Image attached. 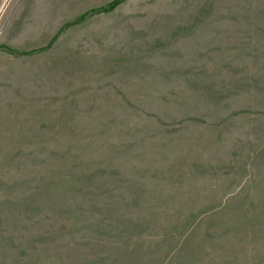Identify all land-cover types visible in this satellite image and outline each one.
<instances>
[{"label": "rangeland", "instance_id": "1", "mask_svg": "<svg viewBox=\"0 0 264 264\" xmlns=\"http://www.w3.org/2000/svg\"><path fill=\"white\" fill-rule=\"evenodd\" d=\"M0 0V264H264V0Z\"/></svg>", "mask_w": 264, "mask_h": 264}, {"label": "trees", "instance_id": "2", "mask_svg": "<svg viewBox=\"0 0 264 264\" xmlns=\"http://www.w3.org/2000/svg\"><path fill=\"white\" fill-rule=\"evenodd\" d=\"M124 0H112L106 7L99 8L98 11H112L119 6Z\"/></svg>", "mask_w": 264, "mask_h": 264}]
</instances>
